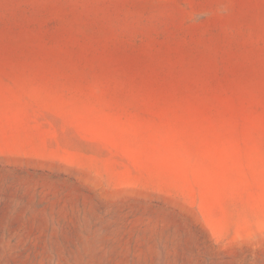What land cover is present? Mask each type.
<instances>
[{
  "label": "rangeland",
  "instance_id": "rangeland-1",
  "mask_svg": "<svg viewBox=\"0 0 264 264\" xmlns=\"http://www.w3.org/2000/svg\"><path fill=\"white\" fill-rule=\"evenodd\" d=\"M0 264H264V0H0Z\"/></svg>",
  "mask_w": 264,
  "mask_h": 264
}]
</instances>
